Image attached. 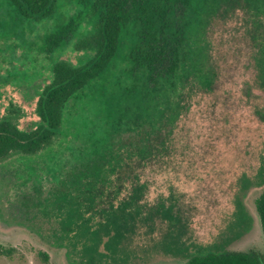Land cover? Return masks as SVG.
I'll return each mask as SVG.
<instances>
[{
    "label": "rangeland",
    "instance_id": "374dc122",
    "mask_svg": "<svg viewBox=\"0 0 264 264\" xmlns=\"http://www.w3.org/2000/svg\"><path fill=\"white\" fill-rule=\"evenodd\" d=\"M58 8L59 21L37 22L0 0V120L11 113L23 131L39 123L52 66L88 57L75 50L85 24L70 45L46 52V38L79 10L74 0ZM186 8L175 77L152 88L145 69L118 62L122 48L68 102L50 146L0 159V244L15 248L0 264H187L208 252L264 253L256 208L264 192V0H189ZM147 29L128 31L124 57L131 33ZM121 154L136 159L134 172L120 169ZM111 189L114 196L99 197Z\"/></svg>",
    "mask_w": 264,
    "mask_h": 264
},
{
    "label": "trees",
    "instance_id": "16d2710c",
    "mask_svg": "<svg viewBox=\"0 0 264 264\" xmlns=\"http://www.w3.org/2000/svg\"><path fill=\"white\" fill-rule=\"evenodd\" d=\"M22 19L60 20L59 0H5ZM79 8L58 31L46 38V52L70 45L78 29L89 26L87 34L75 43V50L88 56L78 64L60 61L52 66V80L41 91L36 115L39 123L30 131L19 128L16 118L10 113L0 120V159L12 152L33 156L50 146L63 125L68 102L112 64L123 48L119 61L130 60L134 70L145 69L149 73L152 88L159 79L175 77L181 67V52L185 43L184 17L189 0H74ZM84 22V23H83ZM137 23L146 24V32H132L134 47L124 57L125 35L135 31ZM94 28L93 32H90ZM132 28V30H129ZM117 66V65H116ZM123 157L128 154H121ZM126 158V157H125ZM127 159V158H126ZM144 166V165H143ZM121 170L134 172L136 159H127ZM118 176V195L122 194L124 178ZM129 179L130 176H127ZM108 185V184H107ZM113 187V184L109 185ZM95 189L94 187H92ZM108 186H104L107 190ZM115 192L99 194L111 197ZM114 196V195H113ZM264 234V192L256 200ZM15 248L0 244V257H11ZM187 264H264V253L253 248L249 251L226 250L221 253L208 252L190 257Z\"/></svg>",
    "mask_w": 264,
    "mask_h": 264
}]
</instances>
